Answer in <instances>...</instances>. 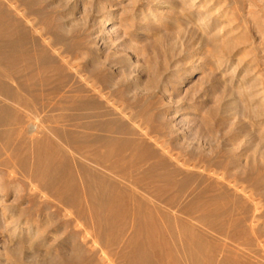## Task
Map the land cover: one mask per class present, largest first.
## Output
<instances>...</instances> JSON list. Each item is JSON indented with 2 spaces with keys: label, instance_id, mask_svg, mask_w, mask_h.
Returning <instances> with one entry per match:
<instances>
[{
  "label": "rangeland",
  "instance_id": "obj_1",
  "mask_svg": "<svg viewBox=\"0 0 264 264\" xmlns=\"http://www.w3.org/2000/svg\"><path fill=\"white\" fill-rule=\"evenodd\" d=\"M0 264H264V0H0Z\"/></svg>",
  "mask_w": 264,
  "mask_h": 264
}]
</instances>
